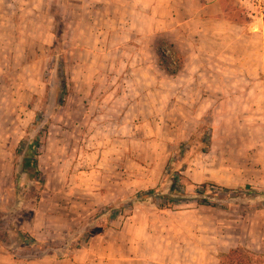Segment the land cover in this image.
Masks as SVG:
<instances>
[{
    "label": "rangeland",
    "instance_id": "obj_1",
    "mask_svg": "<svg viewBox=\"0 0 264 264\" xmlns=\"http://www.w3.org/2000/svg\"><path fill=\"white\" fill-rule=\"evenodd\" d=\"M85 33L71 0H0V247L19 259L76 257L78 264H220L242 246L264 264V68L251 67L263 56L240 44L232 88L219 81L224 73L214 58L189 62L166 38L156 55L143 56L155 68L129 70L124 61L135 55L128 52L113 57L114 68L87 70L77 48L87 44ZM254 45L259 52L263 38ZM170 47L177 67L163 53ZM62 68L68 86L60 104L54 92ZM136 95L143 104L125 109ZM45 125L42 175L18 183L22 141ZM204 133L212 147L195 152ZM190 140L182 200H137L159 185L171 193L166 165ZM203 184L212 194L198 192ZM119 206L114 216L104 212ZM22 232L39 243L20 246Z\"/></svg>",
    "mask_w": 264,
    "mask_h": 264
},
{
    "label": "crops",
    "instance_id": "obj_2",
    "mask_svg": "<svg viewBox=\"0 0 264 264\" xmlns=\"http://www.w3.org/2000/svg\"><path fill=\"white\" fill-rule=\"evenodd\" d=\"M71 14L76 23L86 25V33L81 36L87 38V44L77 48L87 55V61H81L87 70L114 68L115 55L128 52L135 55L124 61L129 70L155 68L156 63L146 61L143 56L156 55L163 38L189 53V62L193 55L202 56L200 60L206 64L211 61L210 57L214 58L224 73L219 81L228 82L231 88L237 86L233 75L238 69L239 47L244 46L240 44L247 45L244 53L250 56L259 53L264 59V45L258 46L259 52L254 45L256 37L264 40V0L257 3L255 0H71ZM101 54L110 55V62L100 61ZM91 55L96 59L92 60ZM251 65L253 69L264 68V62L260 67ZM191 80L200 94L202 83L199 79ZM247 80L253 85L254 80ZM126 102L124 108L131 110L142 105L144 99L136 95L134 100ZM170 102L174 103L175 99L170 97ZM0 264H78V260L51 256L19 259L0 247Z\"/></svg>",
    "mask_w": 264,
    "mask_h": 264
},
{
    "label": "trees",
    "instance_id": "obj_3",
    "mask_svg": "<svg viewBox=\"0 0 264 264\" xmlns=\"http://www.w3.org/2000/svg\"><path fill=\"white\" fill-rule=\"evenodd\" d=\"M60 74L63 78V81L60 82L58 88L55 90L56 97L59 99V103L61 104L63 100V95L66 93L67 88V80H66V72L65 69L62 68L60 70ZM43 114H40L37 116L36 120L34 121V125H41L42 120L40 119ZM47 125L44 126L40 131H37L35 135L31 139H26L22 141V144L24 145L25 149L23 151V157L21 162L18 165V171L16 173V179L18 183L22 182H30L34 180L40 179L42 173L39 168V160L37 159L39 148L41 146V140L43 136V131L46 130ZM31 129V128H30ZM26 141L28 142L26 144ZM198 145L195 150L202 151V152H209L212 147V135L209 134H202V137L197 140ZM193 147V141L190 140L189 143H184L182 145L181 152L178 156H171L168 160V163L166 165V179L165 181H169L171 185V193H162L161 192V185L151 188L147 191H143L138 193L137 200L139 201H145L152 197H157L159 199L164 200L168 204L173 203L175 201L182 200L185 188L184 185L181 182V179L183 177V171L185 170L186 163L184 162L187 160L189 152L191 151V148ZM25 174L26 178L23 180V175ZM25 182V183H26ZM163 186V185H162ZM235 192H241L242 188L234 189ZM198 192L205 193V192H212L211 189H208L207 184L201 185V188L198 190ZM247 192L253 193L254 190H248ZM209 193V194H210ZM212 194V193H211ZM202 202L211 205L212 201L210 199H202ZM129 204H133V202H129ZM37 206H39V203H37ZM117 208H123L121 206L119 207H110L108 210L104 211L105 213L109 212L112 216L115 215V213L112 214V211ZM119 210V209H117ZM19 245L23 247H29L33 246L35 244H38L39 241L27 232H22L19 234ZM0 240L4 241L2 235H0ZM43 256H37L32 258H43ZM262 255L257 254L245 247L238 246L236 248L230 249L227 253H224L221 258L220 264H259V258H261Z\"/></svg>",
    "mask_w": 264,
    "mask_h": 264
},
{
    "label": "built area",
    "instance_id": "obj_4",
    "mask_svg": "<svg viewBox=\"0 0 264 264\" xmlns=\"http://www.w3.org/2000/svg\"><path fill=\"white\" fill-rule=\"evenodd\" d=\"M163 53L167 56H170V63L173 67H177L178 66V59L176 57V53L175 51H173V49H163Z\"/></svg>",
    "mask_w": 264,
    "mask_h": 264
}]
</instances>
